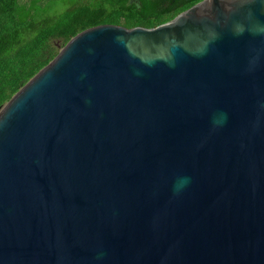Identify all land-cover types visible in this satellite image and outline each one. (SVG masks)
<instances>
[{
  "label": "water",
  "instance_id": "95a60500",
  "mask_svg": "<svg viewBox=\"0 0 264 264\" xmlns=\"http://www.w3.org/2000/svg\"><path fill=\"white\" fill-rule=\"evenodd\" d=\"M0 264H264V0L86 29L0 106Z\"/></svg>",
  "mask_w": 264,
  "mask_h": 264
},
{
  "label": "trees",
  "instance_id": "16d2710c",
  "mask_svg": "<svg viewBox=\"0 0 264 264\" xmlns=\"http://www.w3.org/2000/svg\"><path fill=\"white\" fill-rule=\"evenodd\" d=\"M199 1L96 0L52 15L39 0H0V106L80 32L104 24L154 28Z\"/></svg>",
  "mask_w": 264,
  "mask_h": 264
},
{
  "label": "rangeland",
  "instance_id": "374dc122",
  "mask_svg": "<svg viewBox=\"0 0 264 264\" xmlns=\"http://www.w3.org/2000/svg\"><path fill=\"white\" fill-rule=\"evenodd\" d=\"M41 6L47 10L51 7L52 15L63 12L67 9L76 7L80 4L95 5L96 0H39Z\"/></svg>",
  "mask_w": 264,
  "mask_h": 264
},
{
  "label": "clouds",
  "instance_id": "9594fccd",
  "mask_svg": "<svg viewBox=\"0 0 264 264\" xmlns=\"http://www.w3.org/2000/svg\"><path fill=\"white\" fill-rule=\"evenodd\" d=\"M189 178H184L180 181V184L177 186V191H179V188H182L184 186H186L189 183Z\"/></svg>",
  "mask_w": 264,
  "mask_h": 264
},
{
  "label": "flooded vegetation",
  "instance_id": "af4514ba",
  "mask_svg": "<svg viewBox=\"0 0 264 264\" xmlns=\"http://www.w3.org/2000/svg\"><path fill=\"white\" fill-rule=\"evenodd\" d=\"M201 1V0H200Z\"/></svg>",
  "mask_w": 264,
  "mask_h": 264
}]
</instances>
